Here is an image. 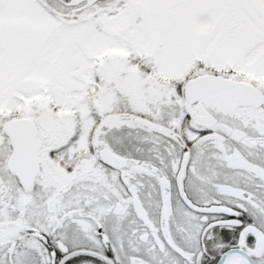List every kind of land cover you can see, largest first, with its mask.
Returning a JSON list of instances; mask_svg holds the SVG:
<instances>
[{
    "label": "snow or ice",
    "instance_id": "obj_1",
    "mask_svg": "<svg viewBox=\"0 0 264 264\" xmlns=\"http://www.w3.org/2000/svg\"><path fill=\"white\" fill-rule=\"evenodd\" d=\"M0 264H264V0H0Z\"/></svg>",
    "mask_w": 264,
    "mask_h": 264
}]
</instances>
